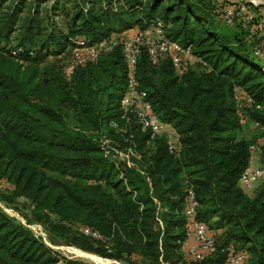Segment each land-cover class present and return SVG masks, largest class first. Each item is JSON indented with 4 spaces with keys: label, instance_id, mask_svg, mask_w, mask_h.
Masks as SVG:
<instances>
[{
    "label": "trees",
    "instance_id": "trees-1",
    "mask_svg": "<svg viewBox=\"0 0 264 264\" xmlns=\"http://www.w3.org/2000/svg\"><path fill=\"white\" fill-rule=\"evenodd\" d=\"M41 1L0 0V178L11 184L0 186V199L68 243L127 264H223L222 247L230 243L249 252V264H264V183L252 196L239 183L249 145L264 135V62L253 54L257 38L248 36L242 19L229 25L212 11L234 2L124 0L126 7L113 11L101 0H90L87 10L85 0H73V12L63 11L64 32L46 22L59 0L45 10L46 17ZM246 3L263 18L257 6ZM152 19H161L167 37L190 45L207 64L178 74L168 58L151 63L144 47L138 56V84L160 119L178 133V154L133 119L125 130L111 124L124 125L119 101L126 62L120 46L77 66L69 77L59 56L74 36L97 39ZM50 53L62 60L61 73L58 66L41 64ZM235 84L261 105L245 106L244 122L235 106ZM254 121L263 129L243 133ZM101 134L119 149L131 145L138 152L132 164L105 155ZM189 185L198 218L223 229V240L215 233L217 250L201 260L181 247ZM19 196L33 208L26 210ZM80 225L101 236L83 233ZM0 264L94 263L54 250L0 207Z\"/></svg>",
    "mask_w": 264,
    "mask_h": 264
},
{
    "label": "built area",
    "instance_id": "built-area-1",
    "mask_svg": "<svg viewBox=\"0 0 264 264\" xmlns=\"http://www.w3.org/2000/svg\"><path fill=\"white\" fill-rule=\"evenodd\" d=\"M246 1L248 0H234V3L225 6L222 12H219L216 7L212 8V11L228 24L233 23L236 19H242L241 23L247 30L248 36L260 39V42L253 46L252 51L264 62V18H256V13ZM101 4L102 7L113 11L118 10L120 6L126 7L124 0H110V2L101 0ZM89 6L90 0H85L82 4L84 10H87ZM116 46L121 47L126 62V88L119 101L120 117L123 119L124 125L119 126L115 121H112L111 124L116 130H125V125L133 119L141 130L149 133L151 138L163 136L167 149L178 154L181 149L178 133L170 124L160 119L150 100L146 97V90L138 84L136 74L138 56L144 47L151 63L158 64L161 59L168 58L178 74L195 63L206 67V61L194 54L190 45H183L181 42L167 37L161 19H152L130 34L112 32L97 39H90L86 35L74 36L69 45L59 53V56L64 59V75L69 77L77 66L96 60L101 53L111 51ZM17 50L19 48L13 50L12 53H16ZM233 97L241 122L245 120L243 114L245 106L261 107L241 85L233 86ZM251 125L263 129V125L258 121L252 122ZM99 145L104 154L114 160H126L132 164L131 156H138V152L131 145L124 149L117 148L106 134H101L99 137ZM263 148L264 135L259 136L249 145L247 164L239 178L240 186L244 191H251L264 183V163L261 159V156L264 155ZM0 186L9 188L11 184L6 179L0 178ZM18 201L26 202V210L33 208V204L24 196H19ZM197 206L198 200L195 191L189 185L186 187V204L183 208L187 231L186 238L181 242V247L191 259L201 260L213 254L218 246L213 228L198 218ZM0 207L17 221L26 225L34 236L42 238L46 244L50 245L46 240L47 231L41 223L27 220L20 209L1 199ZM78 229L85 234L101 236L97 231L85 225L78 226ZM222 249L226 251L223 264H246L248 256L246 250L236 248L233 243L227 244Z\"/></svg>",
    "mask_w": 264,
    "mask_h": 264
},
{
    "label": "rangeland",
    "instance_id": "rangeland-1",
    "mask_svg": "<svg viewBox=\"0 0 264 264\" xmlns=\"http://www.w3.org/2000/svg\"><path fill=\"white\" fill-rule=\"evenodd\" d=\"M211 1L215 5L221 4L224 2L225 3H233L234 2V0H211ZM53 2H55V0H44V1L42 0L41 1L40 7L42 10L41 14L43 17H46V15H44L45 10L47 8H49V6L53 4ZM73 5H74L73 0H70V1L59 0L60 8H58V6H56L55 9L54 8L51 9V17L49 18V20H46L47 25L48 26L54 25L57 29H62L64 32H67V30H68V25H67L68 17H66L64 15L63 11L65 13H67V11L69 13H72L73 12V8H72ZM255 6H257V7H255V11L259 12V14L262 15V17L264 18V6L263 5H255ZM62 7L65 9H63ZM58 12H60L61 14H59ZM139 27L140 26L135 25L132 28L136 30ZM116 32L117 31H113V33H116ZM118 33H120V32H118ZM125 34H128V33H125ZM258 42H260V39H256L254 43L256 44ZM263 46H264V44H263ZM45 58H46L45 61L41 62V64L44 62H47L48 65L51 66V69H56V67L58 66L57 67L58 71L60 73L62 72V69H61L62 68V63H61L62 60L61 61L55 60L53 54H51V53H50V55L48 54ZM56 61H57V65L55 63ZM60 63H61V65H60ZM252 129L254 130V127L249 123V127L243 128L242 132L245 134L252 135V132H253ZM179 141H180V138H179ZM261 185L262 184L258 185L255 189H253L251 191L247 190L245 192L252 196V195L257 193V191L260 189ZM213 230L219 236L218 237L219 240H223V237H222L223 229L214 227ZM46 240H47V242L50 243L49 246H51L54 250L60 252L61 254L65 255V256L74 257V258H78L81 260L89 261V262H92L94 264H127V263L120 261V260H117L115 258L103 257L99 254L94 253V252L90 253V251L89 252H87L86 250L84 251L82 248L68 243L66 238L63 235L56 233L54 231H51V232L47 231ZM84 253H88V254L90 253V254L97 255L98 257H100L101 259H104V260L92 259L91 257L84 255ZM247 254H248V256H247L246 264H249L250 263V260H249L250 255H249L248 251H247Z\"/></svg>",
    "mask_w": 264,
    "mask_h": 264
},
{
    "label": "bare ground",
    "instance_id": "bare-ground-1",
    "mask_svg": "<svg viewBox=\"0 0 264 264\" xmlns=\"http://www.w3.org/2000/svg\"><path fill=\"white\" fill-rule=\"evenodd\" d=\"M256 1H259V0H256ZM84 255H87V256L91 257L92 259L104 260V259H101L100 257H98L97 255H94V254L84 253Z\"/></svg>",
    "mask_w": 264,
    "mask_h": 264
},
{
    "label": "crops",
    "instance_id": "crops-1",
    "mask_svg": "<svg viewBox=\"0 0 264 264\" xmlns=\"http://www.w3.org/2000/svg\"><path fill=\"white\" fill-rule=\"evenodd\" d=\"M135 29H133L132 27L130 28H126V29H123L122 31H120V33H132Z\"/></svg>",
    "mask_w": 264,
    "mask_h": 264
},
{
    "label": "water",
    "instance_id": "water-1",
    "mask_svg": "<svg viewBox=\"0 0 264 264\" xmlns=\"http://www.w3.org/2000/svg\"><path fill=\"white\" fill-rule=\"evenodd\" d=\"M248 1L252 2L255 5H263L264 6V0H259V1L248 0Z\"/></svg>",
    "mask_w": 264,
    "mask_h": 264
}]
</instances>
